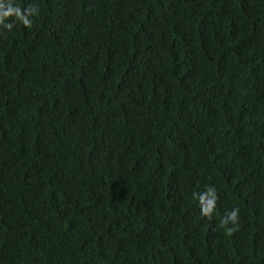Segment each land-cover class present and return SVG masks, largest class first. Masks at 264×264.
Here are the masks:
<instances>
[{"label":"trees","instance_id":"obj_1","mask_svg":"<svg viewBox=\"0 0 264 264\" xmlns=\"http://www.w3.org/2000/svg\"><path fill=\"white\" fill-rule=\"evenodd\" d=\"M15 2L0 264H264V0Z\"/></svg>","mask_w":264,"mask_h":264},{"label":"clouds","instance_id":"obj_2","mask_svg":"<svg viewBox=\"0 0 264 264\" xmlns=\"http://www.w3.org/2000/svg\"><path fill=\"white\" fill-rule=\"evenodd\" d=\"M39 12V5L35 2L29 7L21 9L15 0H0V27L11 31L14 26L12 18L22 22L24 26L30 27L33 17L39 15ZM192 196L198 201L201 215L211 219L217 209L219 199L216 187L209 185L203 191L193 192ZM239 220L240 208L233 206L223 216L222 225H228V231L234 232L239 227Z\"/></svg>","mask_w":264,"mask_h":264}]
</instances>
